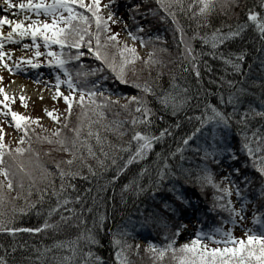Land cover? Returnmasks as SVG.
<instances>
[{
  "label": "trees",
  "instance_id": "1",
  "mask_svg": "<svg viewBox=\"0 0 264 264\" xmlns=\"http://www.w3.org/2000/svg\"><path fill=\"white\" fill-rule=\"evenodd\" d=\"M113 1L124 6L127 27L123 30L132 31L137 37L136 40H131L140 45V39L143 38L145 41L143 47L147 52L153 49L157 60H166L165 64L160 63L163 65L154 64L156 69L153 70V64L146 67L144 60L140 58L134 64L137 66L136 71H131V67L128 66L126 72L127 79L147 80L152 85L154 92L146 96L149 107L154 112L148 131L154 136H159L161 129H164L166 134L153 143L152 149L141 160L132 161L117 175L118 167H124L123 160H126L130 153L122 152L114 145L123 146L130 140L134 131L131 120L133 115L138 114L131 111L134 105L122 108L121 104L112 103L114 99L110 95L124 99L125 95L143 94L132 84L117 80L110 69L89 54L86 44H81L78 51L83 55L78 60L69 61L67 67L74 80L77 70L88 73L86 77L81 78L82 85L85 81L88 86L96 85L99 81V85L94 89L97 93L96 98L98 101L102 99L100 93L103 92L109 102L98 104L93 110L94 106L88 102L86 91L83 108L79 104L73 105L67 127L62 124L64 115L58 118L61 123L56 124L57 128H61V135L69 141L68 146L71 148L73 133L70 129L76 126L77 117L80 116L81 134L87 138V143L91 145L95 155H89L87 147L81 141L77 142L75 155L72 151L65 152L61 146L40 138L49 136L51 128L41 131L44 129L38 122L29 126L28 134L31 139L20 146L27 149L30 144L32 151L26 150L18 154L17 161L6 156L5 166L11 165L16 169L17 163H22L35 180L30 181L26 173H19L23 177V187H16L14 179L11 191L6 187L0 189L5 196L4 204L0 208L12 216L13 207H27L29 200L37 201V188L41 190L46 188L47 193L42 201H38L27 212L15 214L14 227H38L48 216L49 207L55 206L57 197L52 195V189L53 187L59 189L61 181L58 175L47 180L42 179L44 168L55 172L54 161H59L65 172L79 174L65 176L66 188L61 199L67 196L69 203L48 217L49 223L56 222L60 225L59 229L51 228L38 233L0 232V257L5 259L6 264H53L52 257L60 251L52 247L54 242L71 239L88 227L92 228L96 241L91 245V251L102 258V264H117L114 235L127 245L124 254L129 264H157V261L175 264L170 251L161 260L151 250H146L147 246L152 244L163 247L172 240L173 246L179 247L180 244L174 242L176 229L181 219L192 209H195L202 229L214 223L224 232L225 225L232 219L226 207H216L217 203H225L228 197L224 196L223 200L217 201L215 197L224 194L212 185L197 179L203 174L205 166L221 187L237 184L258 212L264 213V198H261L259 192L261 185L264 184V177L253 166L247 151L242 148V144L247 142L244 139V134L247 133L251 137V146L254 149L257 146L262 149L256 154L264 155V117L256 116L253 112L264 108V40L250 22L249 27L240 36L217 43L215 48L212 47L210 35L216 29L221 32L235 29L238 24L247 20L246 13L249 9L264 11L259 8L261 0H230V6L223 12L218 3L206 16L196 17L193 16L195 7L191 10L188 8L192 0H163L167 11L157 3V0L139 3L137 0ZM133 5H138V9ZM72 7L86 16H91L86 8H80L78 4ZM169 13L174 14L175 22ZM62 15H67V12ZM205 19L208 21L207 24L204 22ZM177 25L180 30H177ZM89 28L92 31L97 30L94 21ZM138 28L141 30L137 31ZM109 29L112 32L110 23ZM107 34L110 33L101 32L102 45L103 37ZM201 37H207L209 42L205 43ZM89 39L91 38L85 35V41ZM189 43L196 59H190L186 55V45ZM92 46L95 47L94 39ZM51 48L53 51H60L58 45L53 44ZM137 48L136 45V50ZM107 50L109 59H112L111 54L115 52V59L119 61V52L111 46ZM63 51L75 55L77 49L65 46ZM239 52L243 53L242 60H237L234 55ZM222 55L237 63L239 70L221 59ZM81 63L83 68H80ZM193 64L196 65V70H193ZM92 68L102 70L93 74L90 72ZM165 93L175 96L177 101L182 100L183 103H178L176 109H173L171 104L166 107L158 99ZM76 95L78 97L79 93H75ZM230 95H233V103H229ZM206 105L215 106L223 112L228 117V125L216 124L214 128L211 120L201 124V119L206 115H212L211 108H206ZM246 110L251 114L242 122L240 116ZM89 127L93 133L91 137L88 136ZM198 127L199 131H196ZM135 130L143 131L144 126L137 125ZM121 132L123 135H120ZM97 134L102 143L97 142ZM185 136L189 137L186 144ZM257 136L261 137L259 142L256 140ZM8 145L10 148L17 146ZM208 146L217 149L229 148L235 158L230 159L229 154L222 151H218L214 158L205 157L204 149ZM131 147L134 151V141ZM57 148L61 150L56 151ZM178 148L181 151H176ZM45 149L50 151L46 152ZM67 156L72 160L71 164L65 163ZM113 160H116V164L112 163ZM145 167L148 170L140 175V169ZM161 168L165 175L157 184L158 170ZM237 168L239 172L232 171ZM85 176L88 178L85 179ZM113 176L117 177L114 181ZM221 177L227 179L222 181ZM2 179L3 176H0V180ZM134 180L136 183H130ZM137 183L142 189L139 192L136 191ZM29 184H32L31 193ZM69 184L74 187H67ZM125 184H130V187L125 189ZM178 194L188 203L178 200ZM76 196H80L81 199L76 201ZM13 197L15 199H12ZM69 209L73 211L70 213ZM62 215L68 219L61 221ZM204 246L223 248L226 245L223 242L199 244L201 249ZM231 246H234V243ZM45 249L47 251H44ZM88 250L87 247L84 249ZM37 257L39 259H36Z\"/></svg>",
  "mask_w": 264,
  "mask_h": 264
},
{
  "label": "snow or ice",
  "instance_id": "2",
  "mask_svg": "<svg viewBox=\"0 0 264 264\" xmlns=\"http://www.w3.org/2000/svg\"><path fill=\"white\" fill-rule=\"evenodd\" d=\"M112 3V0H106V3L101 4L100 0H88V3H85V0H22L20 3H16L14 5L15 9L20 10V12H24L27 10L28 13H35V17L32 15H22L21 20H10L6 15H0V27L7 25L9 27V31L5 34L3 31H0V45H2L6 41H14L19 40L24 37H31L32 43L31 45L23 44L24 48H31L32 51L31 56L28 57H17V63L15 65H10L5 63V56L8 59H11V50L9 49L7 53L0 48V64H3L9 72H15L19 68H23L25 65L30 66L32 68H36L41 61H33V57L41 56L42 53L38 50L37 39L43 42V47L45 49V60L44 63L49 65H53L58 67L63 73V79H61L60 75L57 74L55 80L52 82L55 84L54 95L52 99L55 100L57 97H62L67 107L64 109V116L62 124L64 127H67L69 123V116L72 113L73 105L79 104L82 108L85 102V92L87 91L88 102L93 105V110H95L96 106L103 105L108 103V98L104 97L103 92L100 93L102 99L97 100V93L94 91L95 87L99 85V81L96 82V85L88 86L86 81L84 84H81V78L86 77L88 75L87 72L77 70L76 71V79H73V75L70 72L67 64L69 61L78 60L83 53L78 50L81 47V44H86L89 49V54L94 56L97 60L102 62L103 66H106L111 72L114 74L117 80H120L122 83L132 84L135 88L139 89L140 93L143 95H125V102L121 104L122 108H129L130 105H134L131 108V111L138 115H133L131 124L134 127L133 134L130 140L125 143L123 146L114 145V147L120 149L122 152H129L128 158L123 160L124 167H118L117 175L120 172L124 171L125 168L134 160H141L150 149L153 147V143L166 134V130L161 129L159 136L152 135L148 128L151 126L154 112L151 107H149L146 96L152 94L154 89L152 85L147 81L137 80H129L126 78V72L128 70V65H134L135 62L140 59L139 53L136 51L135 44H128L125 41L120 40L117 32H111L109 29V23H115L116 21L112 19L114 13L112 11H108L107 16H105L100 10L101 8H108ZM157 3L160 4L162 8L166 6L163 3V0H157ZM219 3L220 9L223 12L230 6V0H192V3L188 5L189 10L195 7V11L193 16H206L207 13H210L213 9L216 8ZM0 4L8 5L9 9L13 7L12 0H0ZM78 4L80 8H86L88 12L91 13V16H86L83 12L76 11L72 5ZM134 8L138 9V5H133ZM183 7V5H182ZM261 10H264V0H261L259 5ZM66 11L67 15H62V12ZM150 11V10H149ZM43 13L44 16H51L52 19L49 20H40L38 17ZM169 15L173 16V21L175 22V16L173 13H169ZM247 20L238 24L235 29H232L228 32H221L219 29L214 30L211 35V44L212 47L215 48L217 43H223L225 40L238 37L242 34V32L249 27V22L254 26L255 30L260 34V38L264 40V11H257L255 9H249L246 13ZM163 19V17H161ZM29 21V23H23L22 21ZM95 22L96 31H92L89 28V25L92 22ZM205 24L208 21L205 19ZM127 27V25H125ZM141 29L138 28L137 31ZM177 30H180L179 25H177ZM101 32L110 33L103 37L104 44L102 45L100 42ZM85 35H88L91 39L85 41ZM127 37L132 40H136L137 37L134 32L127 31ZM196 33L193 34L195 37ZM92 39L95 40V47L92 46ZM159 39V37H157ZM205 43H208L209 40L207 37H201ZM144 39H140V45L144 46ZM183 43V40H182ZM58 45L60 46V51H53L50 45ZM65 46H68L73 49H77L75 55L71 53H64L63 49ZM115 49L116 52H119L120 59L116 61L115 52H113L112 59H109L108 47ZM193 48L191 44L186 45V55L190 59H196L193 56ZM213 54V53H210ZM237 60L243 59V53H235L234 54ZM47 57H51V59H47ZM221 59H224L227 64L233 66L237 71L239 70V65L234 63L232 59L226 58L223 55ZM144 65L147 67L149 64L158 63L157 59L154 56V50L149 49L148 55L143 57ZM19 61H24V64L19 63ZM83 64L81 63L80 68H83ZM193 70H196V65H192ZM98 70L92 68L90 69L91 73H95ZM133 72H135V68L133 67ZM197 75L199 72L197 71ZM3 77H0L2 80ZM66 85L69 91L67 93L61 92L60 85ZM43 91V90H41ZM79 93V96H75V93ZM0 94H4L5 98L7 96L4 93V88L2 84H0ZM42 99L43 97H39ZM158 99L162 104L166 107L171 104L173 109H176L178 103L182 104L183 101H177L176 97L165 93L163 96H159ZM112 103H119L118 100L112 101ZM229 103H233V95L229 96ZM0 104L4 105L3 109H0V117H11L10 121H7L10 126H13L16 130L23 133L19 136V139L16 141V147L10 148L7 143L4 142V129L3 126H0V176H3V179L0 180V189L7 188L8 190L13 189V182L15 179L16 187H23V177L19 175V173H26L27 178L30 181L35 180L32 176L31 172L25 168L24 164L17 163L16 169H13L11 165L5 166V157H11L13 161H17L18 154L24 153L27 151H32L31 146L26 149L25 147L20 146L22 143H26L30 141L31 137L29 136V126L39 121V117H31L26 116L20 112L13 111L9 106L4 103L3 100H0ZM21 104H24V98L21 96ZM206 108H211L212 115L205 116L201 119V124L207 123L209 120L213 121L214 128L216 124H223L225 126L228 125V117L221 111H219L215 106L206 105ZM46 115L50 117V119L54 122L61 123L58 120L57 114H54L55 110L44 109ZM85 109V113H86ZM256 116L264 117V108L260 111L253 110ZM103 113H101L102 115ZM249 113L247 110L243 112L240 116L241 121H245ZM80 116L77 117V124L74 128L70 129L73 133V137L71 139L70 148L68 146L69 141L61 135V128H55L54 130H50L49 136H42L43 140L48 141L49 143H54L62 147V150L65 152L72 151L73 155H75V150L77 146V142L81 141L84 143V146L87 147L89 155H95L92 152L91 145L87 143V138L82 136L81 127L82 125L79 123ZM119 125V122H117ZM137 125H143L144 130H135ZM199 131V127L196 129ZM91 128H88V136H92ZM120 135H123L121 132ZM255 135V132L253 133ZM52 137H55L53 140ZM96 139L98 143H102L99 134L96 135ZM189 137L185 136L184 141L187 143ZM244 139L247 140L246 143L242 144V148L247 151V155L251 158L253 162V166L257 169V171L264 177V155H257L256 153L261 152V147L257 146L255 149L251 146V137L244 134ZM257 142L261 140V137H256ZM135 142V150H132V142ZM211 148V151H209ZM56 151L61 150V148L55 149ZM45 151H50L49 149H45ZM176 151H181L180 148L176 149ZM218 151H222L224 153L229 154L230 159H234V155L232 154V150L229 148L217 149L214 146H208L204 149L205 157H215ZM35 154V153H34ZM107 155V153H105ZM65 163L71 164L72 160H66ZM113 164H116V160L112 161ZM55 164V172L50 171L47 168H44V175L42 179L47 180L49 177L54 178L56 175L60 178V187L56 189L53 187L52 195L57 197L56 204L53 207H49L48 216L45 217L44 223H41L38 227L32 228H17L13 226V221L15 219L16 213H25L30 208L34 207L38 201H42L44 199L45 194L47 193V189H39L37 188V201H28L27 207L12 208V216H9L6 211L0 208V232L15 234L20 231H27L32 233H38L42 230H47L51 228L59 229V224L56 222L49 223L48 217H50L54 212L60 210L63 205L69 203V198L63 195L66 184H65V176H73L78 175L79 173H73L72 171L65 172L64 169L60 167L59 161H54ZM167 165L165 164V167ZM43 167V166H41ZM148 169L141 168L140 175H143ZM233 172H239V169H232ZM165 175L163 168L158 170V178L156 183L158 184L160 178H163ZM85 179L88 177L85 176ZM116 176L112 177V180H116ZM198 180L202 181L205 184L212 185L219 192L224 195L217 196L215 199L217 201L223 200L224 196L231 195V189H235V194L238 198L239 207L233 206L231 199H228L225 203H217L216 207L219 208H227L230 217L232 218L230 222H235V217L239 214L240 218H244V205H245V197L240 190V187L237 184H232L231 187L225 185L221 187L220 183L216 182L213 179V176L210 171H208L205 166L203 170V174L197 177ZM227 177H221V180H226ZM130 183H136V181H132ZM67 187H74V185H67ZM130 187V184H125L124 188L127 189ZM32 184H29V193H31ZM142 189L139 187L137 183L136 191L139 192ZM261 198H264V184L261 185L259 189ZM12 199H15L13 197ZM81 199L80 196H76L75 200L79 201ZM177 199L181 200L184 203H188L184 201L182 195H177ZM5 196L2 191H0V206L4 204ZM167 208L168 205H165ZM73 210L69 209L71 213ZM39 214V212H38ZM68 217L61 216V221H66ZM100 221H103V216L100 217ZM253 222L258 224L262 234H256L252 232L251 234L246 235L245 239H240L234 237L229 229L226 232H222L219 228L215 229L216 233H219L222 236H227L228 239L224 241L216 240V243L219 244L223 242L226 246L221 247H211L204 246L202 249L199 247L200 241L197 239V236L201 235L197 233V236H193L190 243L180 244L179 247L173 246V241L169 240L168 243L163 247H158L156 245L149 244L146 250H151L155 255H158L161 260L166 255L167 252L172 253V259L175 261V264H264V220H261L257 214L253 215ZM84 223V221H81ZM183 227V226H181ZM177 234L180 232V228L176 229ZM209 239L215 240V236H209ZM95 235L91 227H88L86 230H82L77 236L68 239V240H57L54 242L52 247H56L58 251L53 257V264H102V258L96 256L93 251H91V245L94 244ZM113 243L117 245L116 247V260L117 264H129L127 257L124 254V249L127 248L126 244H123L122 241L113 236ZM234 246H231L233 245ZM122 245V246H121ZM88 248V251H84L85 248ZM138 247V246H137ZM44 251H47L45 249ZM79 257V258H78ZM36 259H39L37 257ZM0 264H6V261L3 257H0Z\"/></svg>",
  "mask_w": 264,
  "mask_h": 264
},
{
  "label": "rangeland",
  "instance_id": "3",
  "mask_svg": "<svg viewBox=\"0 0 264 264\" xmlns=\"http://www.w3.org/2000/svg\"><path fill=\"white\" fill-rule=\"evenodd\" d=\"M140 1V0H138ZM22 2V0H18L15 1L14 3H20ZM101 4L106 3V0H100ZM85 3H88V0H85ZM14 4V5H15ZM13 5V6H14ZM0 9L1 12L3 13H8V18L10 20L15 19V20H21L22 15H32L33 17H35V13H28L27 10H25L24 12H20V10L15 9V7H12L11 9H9L8 5L6 4H0ZM105 16H107L108 11H112L114 13L112 19L115 20V23H111V29L112 32H117L119 34L120 40L125 41L126 43H132L129 40V37H127L126 33L123 34V28L125 27V25L127 24V17H126V13L123 10V6L119 4H117V2L115 3L112 0L111 5L108 8H101L100 10ZM66 11L62 12L65 13ZM10 13V14H9ZM38 19L40 20H51L52 17L51 16H44L43 13H41V15L38 17ZM23 23H29V21H22ZM9 27L6 25L2 28V30L5 34L9 31ZM17 44L16 46H12L6 49L5 53L8 52V50H11V59H6L5 63L10 64V65H15L17 63V57L23 56V57H28L31 56L32 51H34L33 49L29 48H24L22 47L23 44H28L31 45L32 40L31 37H24L21 38L19 40H17ZM37 43H38V50L42 53L41 56L38 57H33V61H41V63L38 64V66L36 68H32L29 67L27 65H25L23 68H19L17 70L24 72V73H29L31 72L32 74L28 75V80L26 78L22 79V76L20 74H13L12 72H9L8 69H6L3 66H0V77H3L2 80H0V84H2L3 88H4V93L7 94L6 98L4 94H0V100H3L4 103H6L9 108H11L13 111H17L20 112L26 116H31V117H39V121H37L40 125V127L44 130L41 131H46V129H52L54 130L55 128H57V124L56 122L52 121L50 119V117H48L44 111L45 108L50 109V110H55L54 114H57L58 118L60 116H63L64 114V109L67 107V105L65 104L64 100L62 99V97H57L55 100L52 99V96L54 95V90H55V84L52 83L55 80V77L57 74L60 75L61 79H63V73L61 72V70L53 65H49L47 63H44L43 61L45 60V55H43V53H45V49L43 47V42L41 40H39V38L37 39ZM40 43H42V46L40 47ZM53 45H50V47H52ZM139 55H141L140 57L143 59V57H146L148 54L147 51H140V49L136 50ZM47 59H51V57H47ZM158 65H163L165 64L164 62L166 61L165 59H158ZM163 64H160L162 63ZM19 63L24 64V61H19ZM131 67V71L134 68H137V66L135 67L134 65H128ZM156 66V65H155ZM154 65H152V69L155 70ZM31 68V69H30ZM47 73V75H46ZM46 80L49 79L50 81H48L45 85L41 84L40 80ZM35 80H38L39 85L35 87V89H30V87L27 86V84H23V82H28V84L35 86L36 82ZM31 86V87H32ZM43 90V91H41ZM60 90L61 92L67 93L69 91V89L67 88L66 85L61 84L60 85ZM134 94H129L128 96H132ZM21 96H23L24 98V104H21ZM77 96V95H76ZM39 97H43L42 99H40ZM110 97L114 100H118L119 104H122L125 102V99H123L120 96L117 97H113L110 95ZM4 105L0 104V109H3ZM11 117H0V126H3L4 129V142L7 144H12L14 146H16V141L19 139V136L21 135V133L16 130L13 126H10V124L7 121H10ZM32 125V124H31ZM70 157L67 156L66 160H69ZM224 172H222L223 174ZM231 187V185H230ZM228 199H231L233 206H240L238 204V198L235 194V189H231V195L227 196ZM247 210H249L252 213H256V209L255 207L252 205V203H250V201H245V205H244ZM246 209H244V218L241 219L239 214H237V220H239V225H233L232 227H230V230L233 232V236L234 237H243L244 235H246L248 233V231H251V227L254 224L253 221H251L249 219V214L247 212ZM198 221L199 220H195V223H193V221L189 218H183L181 220V224L184 225L183 227H181L180 232L177 234L176 238H175V243L177 244H182V243H186V242H190L193 236H197V233H200L201 235L197 236V239L200 241V244L202 243H211L214 242L215 240L209 239V236H216L218 235L217 233H215V231H211V230H205V232L202 233V231L200 232L199 230V226H198ZM261 231V230H259ZM252 232V231H251ZM260 234H262L260 232ZM134 255V254H133ZM154 263V261H153ZM163 263H167V262H158L157 264H163Z\"/></svg>",
  "mask_w": 264,
  "mask_h": 264
},
{
  "label": "bare ground",
  "instance_id": "4",
  "mask_svg": "<svg viewBox=\"0 0 264 264\" xmlns=\"http://www.w3.org/2000/svg\"><path fill=\"white\" fill-rule=\"evenodd\" d=\"M15 1H18V0H15ZM15 3H14V0H12V5H14ZM14 7V6H13ZM10 14V13H9ZM0 15H6V16H8V13H2L1 11H0ZM6 26V25H5ZM4 27V26H3ZM3 27H0V30H2V28ZM18 42H17V40H14V41H6V42H4L2 45H0V48H2V50L3 51H6V49L7 48H9V47H12V46H16V44H17ZM8 57L7 56H5V60L7 59ZM0 66H3V64H0ZM13 74H20L21 76H22V79L23 78H26L27 80L26 81H29L28 80V75L27 74H25V73H23V72H21V71H19V70H16L15 72H12ZM46 75H47V73H46ZM38 80H40V79H38ZM38 80H35V82H36V84H35V86H32V85H30V84H28V82H23V84H27V86L28 87H30V89H35V87L36 86H38L39 85V82H38ZM41 81V84H46L48 81H50L49 79H46V80H40ZM32 86V87H31Z\"/></svg>",
  "mask_w": 264,
  "mask_h": 264
}]
</instances>
